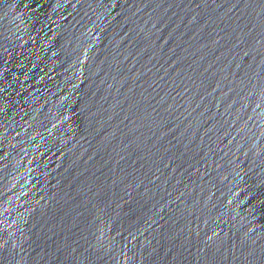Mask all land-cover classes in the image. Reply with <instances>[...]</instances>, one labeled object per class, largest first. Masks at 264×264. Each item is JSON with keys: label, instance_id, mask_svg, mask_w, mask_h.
Here are the masks:
<instances>
[{"label": "water", "instance_id": "obj_1", "mask_svg": "<svg viewBox=\"0 0 264 264\" xmlns=\"http://www.w3.org/2000/svg\"><path fill=\"white\" fill-rule=\"evenodd\" d=\"M0 264H264V0H0Z\"/></svg>", "mask_w": 264, "mask_h": 264}]
</instances>
